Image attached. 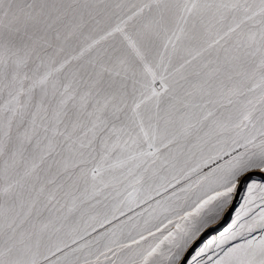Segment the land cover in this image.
<instances>
[{
	"label": "snow or ice",
	"instance_id": "obj_1",
	"mask_svg": "<svg viewBox=\"0 0 264 264\" xmlns=\"http://www.w3.org/2000/svg\"><path fill=\"white\" fill-rule=\"evenodd\" d=\"M0 264H264V0H0Z\"/></svg>",
	"mask_w": 264,
	"mask_h": 264
}]
</instances>
